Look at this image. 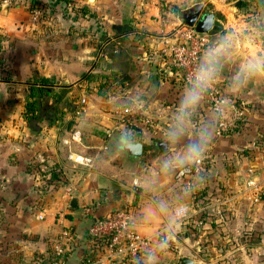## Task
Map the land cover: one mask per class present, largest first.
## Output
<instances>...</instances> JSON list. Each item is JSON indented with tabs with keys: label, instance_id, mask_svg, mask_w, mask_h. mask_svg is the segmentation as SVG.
<instances>
[{
	"label": "crops",
	"instance_id": "crops-1",
	"mask_svg": "<svg viewBox=\"0 0 264 264\" xmlns=\"http://www.w3.org/2000/svg\"><path fill=\"white\" fill-rule=\"evenodd\" d=\"M198 1L214 12L208 49L224 40L232 44L219 78L229 99L244 104L246 121L217 136V116L201 99L192 123L196 129L210 123L213 140L202 173L188 184L175 176L180 167L163 169L191 139L173 145L165 135L187 86L168 44L181 25L175 10ZM38 3L44 10L39 21L27 0L0 6V264H34L67 228L75 237L67 263L81 264L93 217L117 209L129 211L136 229L152 240L137 264H179L184 256L194 264H264V73L233 87L245 62L264 56V0ZM88 74L90 81H82ZM42 78L50 80L43 86L49 93L39 96L28 119L30 86ZM134 98L174 109L153 111L151 126L129 127L121 109ZM226 118H233L232 107ZM74 131L79 136L70 139ZM121 134L140 137V156L118 147ZM70 153L91 158L92 166L73 167ZM196 185L203 199L194 200ZM154 200H167L168 210L153 208ZM181 203L187 213L173 217ZM199 214L205 220L193 224ZM159 229L167 242L158 240Z\"/></svg>",
	"mask_w": 264,
	"mask_h": 264
},
{
	"label": "built area",
	"instance_id": "built-area-1",
	"mask_svg": "<svg viewBox=\"0 0 264 264\" xmlns=\"http://www.w3.org/2000/svg\"><path fill=\"white\" fill-rule=\"evenodd\" d=\"M15 0H0L8 5ZM30 3L32 18L39 21L44 14L43 7L38 0H27ZM176 39L168 44L171 54V63L187 84L192 69L201 60L209 46L208 33H199L190 26H178L175 29ZM216 114L215 133L222 136V132L231 129L236 123H245L246 109L244 104L236 99H229L224 82L217 78L215 84L204 95ZM84 102V99H82ZM228 107L233 109V118H226ZM174 107L169 104L156 105L144 99H129L121 109V121L134 125L151 126L153 124L152 112L163 113L172 111ZM79 136V131H74L70 139ZM69 138L64 143H69ZM69 159L76 165L92 166V160L81 154L70 153ZM205 159L195 165L180 167L176 171V178H188V184H192L204 169ZM264 167V163H263ZM42 215H39L41 218ZM158 240L167 242L169 237L165 229H159ZM86 259L81 264H137L147 257L152 245L151 238L142 235L135 227L132 215L129 211L117 209L104 216H94L87 230ZM74 233L70 229H64L59 236L51 242V249L47 253L38 254L34 258V264H68L67 254L74 244Z\"/></svg>",
	"mask_w": 264,
	"mask_h": 264
},
{
	"label": "clouds",
	"instance_id": "clouds-1",
	"mask_svg": "<svg viewBox=\"0 0 264 264\" xmlns=\"http://www.w3.org/2000/svg\"><path fill=\"white\" fill-rule=\"evenodd\" d=\"M231 52L232 44L230 41L217 42L204 53L201 60L192 69L176 110L171 113V123L165 133L168 142L173 145L188 136H191V139L184 144L182 152L176 153L163 161V169L165 171L175 167L195 165L205 159L213 140V128L210 123L199 127V129L194 128L192 113L205 93L217 81L224 62ZM260 73H264V56L249 58L245 62L244 68L235 76L233 87L239 90L246 85L248 79ZM126 139H128L129 144H135L134 140L128 137ZM150 203L157 210H168L169 208L167 200H154ZM187 211L188 206L181 203L172 209V215L173 217H178L187 213Z\"/></svg>",
	"mask_w": 264,
	"mask_h": 264
},
{
	"label": "water",
	"instance_id": "water-1",
	"mask_svg": "<svg viewBox=\"0 0 264 264\" xmlns=\"http://www.w3.org/2000/svg\"><path fill=\"white\" fill-rule=\"evenodd\" d=\"M93 1V0H91ZM205 2H195L189 7L183 9L175 10L179 19L181 20V26H190L193 27L196 32L199 33H209L214 26V12L205 8ZM102 49H100L101 53ZM122 138V140H121ZM138 140L135 141V144H129L124 136L121 134L117 136L118 147L125 152L126 154H131L134 156H140L142 152V146ZM127 145V146H126ZM76 199L72 197L70 199V206L74 207ZM116 264V263H113ZM179 264H194V260L191 257L184 256L181 258Z\"/></svg>",
	"mask_w": 264,
	"mask_h": 264
},
{
	"label": "trees",
	"instance_id": "trees-1",
	"mask_svg": "<svg viewBox=\"0 0 264 264\" xmlns=\"http://www.w3.org/2000/svg\"><path fill=\"white\" fill-rule=\"evenodd\" d=\"M82 81H90V75H85L82 79ZM50 83L49 79L46 78H42L39 80V85H32L30 86V92L27 95L26 98V102H25V108H24V115L25 117H27L28 119H32L35 117V114L38 110V101H39V96H42L44 93H49L45 87H43L44 85H48ZM127 126L129 127H135L136 125L132 124V123H126ZM243 123H236V125H234L231 129H228L224 132H222V136L225 135H229L231 133H234L236 131H238L240 128H242ZM52 178V176H50V179ZM192 195L194 196V200H198V199H203L204 197V190L202 187H198L197 185L192 189ZM205 220V217L203 214H199L198 216H196V219L193 218L194 223H197L198 221L203 222L202 220ZM199 226L195 225L194 229L196 230ZM89 241V240H88ZM86 244H88V242H86ZM86 259V256L83 257L82 262H84V260Z\"/></svg>",
	"mask_w": 264,
	"mask_h": 264
}]
</instances>
